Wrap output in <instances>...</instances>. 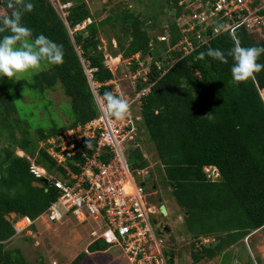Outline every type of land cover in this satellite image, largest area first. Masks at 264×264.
I'll use <instances>...</instances> for the list:
<instances>
[{
	"label": "trees",
	"instance_id": "trees-1",
	"mask_svg": "<svg viewBox=\"0 0 264 264\" xmlns=\"http://www.w3.org/2000/svg\"><path fill=\"white\" fill-rule=\"evenodd\" d=\"M72 1L68 25L50 0H32L34 9L23 16V22L34 36L43 33L63 46L64 62L43 67L20 81L0 78V264H33L19 249L6 246L15 235L14 226L6 216L14 212L36 219L57 197L56 189L49 186L45 178L31 173L30 161L18 155V150L35 157L37 163L50 172H65L40 149L39 142L99 115L87 70L102 99L105 92L117 94L110 83L115 75L106 62L99 36L100 28L114 20H119L123 34L115 35L118 51L113 53V58L119 53L123 57L138 52L153 53L149 80L140 83L138 89L148 83L153 85L139 106L144 125L155 141L167 183L185 210L187 230L193 236L213 235L219 240L215 247L204 248L206 255L214 258L228 242H237L264 226V99L261 94L264 70L256 74L255 80L236 83L231 78L230 56L227 63L207 55L200 58V53H206L209 48H218L227 54L236 40L245 47L264 46V40L255 42L243 27L238 28L235 35L223 32L215 36L210 45L184 56L162 73L155 61L168 44L159 39V34L168 29L173 41L179 38L176 17L182 8L177 3L168 0L170 6L175 7L172 17L167 24L157 25V21L152 20H158V16L146 20L129 9L97 22L91 17L86 0ZM2 3L6 6V0ZM6 14L10 13L6 11ZM85 20L88 24L76 30V25ZM258 62L264 64V55ZM58 85L69 97L73 115L62 125L50 115L53 121L50 127H34L25 109L17 106L16 99L21 100L29 93L42 98ZM142 131H136L129 145L136 138L139 140ZM89 144L86 143V147ZM144 155L139 144L129 146L127 156L135 169L149 166ZM208 165L215 166L224 180L209 178L204 171V166ZM72 168L78 170L75 165ZM178 184L182 187L177 188ZM105 249L107 244L102 240L88 246L91 252ZM85 254L82 252L71 264H79Z\"/></svg>",
	"mask_w": 264,
	"mask_h": 264
},
{
	"label": "built area",
	"instance_id": "built-area-1",
	"mask_svg": "<svg viewBox=\"0 0 264 264\" xmlns=\"http://www.w3.org/2000/svg\"><path fill=\"white\" fill-rule=\"evenodd\" d=\"M50 2L63 19H68L74 4L72 0ZM177 3L182 8L176 17L179 38L173 41L168 29L159 34V39L168 44L155 61L162 73L184 56L210 45L212 39L223 32L235 35L241 27L250 33L260 32L264 23V0H178ZM6 9L0 3V14H6ZM87 22L77 24L75 29L85 27ZM65 23L68 25V20ZM140 55L131 56L128 63L133 59L140 60ZM153 59L152 55L151 62ZM140 64L143 66L144 62L140 60ZM149 72L150 69L143 70L145 75ZM140 74L137 69L134 77ZM152 85L145 84L138 89L134 84L130 92L123 94L116 91V87L114 91L131 105L141 104ZM97 103L100 110L98 116L69 127L39 144L40 149L56 160L65 172H50L36 159L30 162L31 173L37 178H45L47 184L56 189L57 197L36 219L27 215L14 216L16 235L26 232L40 218L52 223L71 218L80 223L95 222L98 228L92 235L96 240L120 247L132 264H170V255L164 250L165 238L159 234L157 218L153 216L161 211L155 205L146 203L145 183H137L133 175L135 172L146 176L147 171L135 169L133 161L127 156L129 142L136 133L131 112L127 118L118 121L107 114L101 97H98ZM86 143H90L88 147ZM77 157L84 159L78 160ZM213 168L205 167L212 180L220 177L218 171L210 175Z\"/></svg>",
	"mask_w": 264,
	"mask_h": 264
},
{
	"label": "rangeland",
	"instance_id": "rangeland-1",
	"mask_svg": "<svg viewBox=\"0 0 264 264\" xmlns=\"http://www.w3.org/2000/svg\"><path fill=\"white\" fill-rule=\"evenodd\" d=\"M86 2L90 8L91 17L93 19L96 18L97 22L107 16L116 13L119 14L129 9L134 14H140L146 20L150 17L158 16V20L153 19L152 21H157V25H162L164 23L167 24V20L172 17L173 10L175 9L173 5L170 6L168 0H86ZM66 20L68 19L64 17V21ZM119 29V20H114V22L100 28L99 36L105 50L106 62L115 75V78L110 83L114 85V88H117L116 91L119 90L123 94V92H130L129 90L134 88V84L138 88L140 83L149 80V76L145 75L143 70L151 69L150 63L152 55L150 53H153H140V60L144 62V67L140 64V60L136 61L133 59L128 63L130 57H123L120 53L116 58H113V53L118 51V41L115 35L123 34ZM71 33L73 34V31ZM251 35L255 42L264 40V23L262 24L260 32H253ZM49 66L45 64L41 68ZM41 68L39 71L42 70ZM137 69L140 70L141 74L135 78ZM32 73L34 71L26 75ZM92 84L94 85L93 82ZM29 94H25L21 100L16 99V104L20 109H25L26 117L29 118L34 127H50L53 124L50 115H52L58 125L66 123L68 117L73 115L71 101L59 85L48 90L42 98L32 97ZM132 96L133 94L131 92L130 97ZM30 112L31 115L29 114ZM130 112L136 131L140 133V129L143 130L142 134L138 135L139 140L136 138V141H133V144L130 146L134 147L135 144H139L145 153L144 156H146L149 162V166L144 168V170L153 175V178H147L134 172L135 181L137 183H145L146 186L148 185V190L145 188L146 203L148 205H155L157 209L161 210V205L164 204L168 209L167 215L163 216L161 212L153 215L156 218L162 217L163 220L169 221L171 224V235L164 236L167 239V241L165 239L164 250L168 255L176 256L175 264H199L198 259L200 258L201 252L197 251L199 249H196L194 244L202 246L208 241L213 243L218 239L213 235L207 237L199 236L196 238L187 230L184 223L185 210L175 199L172 193V186L167 183L163 165L158 159L155 141L150 137L144 125L139 104H132ZM15 115L17 116V113ZM43 141L41 140L39 144ZM1 146L2 144L0 143ZM17 154L26 157L30 162L35 161V157L30 156L20 149ZM206 170L208 171V169ZM217 171V168H213L209 173L210 175H214ZM219 179L220 177L213 178V180ZM152 181L156 184V190L160 192L162 197L161 202L157 201L155 193L151 189ZM13 213L6 216L8 220L12 221L16 215ZM96 227L98 228L95 222L91 224L80 223L73 218L57 223H49L45 218H40L37 220L35 227H31L23 234L12 236L7 241L6 246L12 250L19 249L22 256L33 264H71L82 252H86V254L79 264H132L124 251L118 246L107 245V249L94 252L88 250V246L92 242L97 241L92 235ZM170 237L173 241H171ZM218 254V256L216 255L213 258V261L202 260L203 262L200 264H264V226L250 232L241 240L233 242V246H230L227 250L222 249Z\"/></svg>",
	"mask_w": 264,
	"mask_h": 264
},
{
	"label": "clouds",
	"instance_id": "clouds-1",
	"mask_svg": "<svg viewBox=\"0 0 264 264\" xmlns=\"http://www.w3.org/2000/svg\"><path fill=\"white\" fill-rule=\"evenodd\" d=\"M177 2L172 1L173 4ZM6 6L10 14H0V78L20 81L27 73L38 71L42 65L62 64L65 55L63 46L43 33L34 36L32 29L23 22L24 13L34 9L32 0H6ZM205 55L222 63H227V57L230 56L233 61L231 78L236 83L255 80L256 74L264 70V64L258 62L264 55V46L245 47L236 40L227 54L221 49L209 48L206 53H200V58L203 59ZM103 101L107 114L116 120H123L130 115L131 104L124 97L109 91L103 94Z\"/></svg>",
	"mask_w": 264,
	"mask_h": 264
},
{
	"label": "flooded vegetation",
	"instance_id": "flooded-vegetation-1",
	"mask_svg": "<svg viewBox=\"0 0 264 264\" xmlns=\"http://www.w3.org/2000/svg\"><path fill=\"white\" fill-rule=\"evenodd\" d=\"M146 177H147V178H153V175H152L151 173L147 172ZM145 186H146V185H145ZM147 188H148V185L146 186V189H147ZM156 188H157V187H156V184H154L153 181H152V182H151V189H153L157 201H158V202H161V201H162V197H161V195H160V192L157 191ZM147 190H148V189H147ZM153 191H152V192H153ZM160 211H161V210H160ZM161 213H162V212H161ZM162 215H163V214H162ZM163 216H164V215H163ZM158 221H161L165 226H168V227L172 230V228H171V224L169 223V221H165V220H163L162 217H160V219H159ZM201 235H203V234H201ZM201 235H195L194 237L197 238V236L199 237V236H201ZM203 237H205V235H203ZM207 243H208V242H207ZM207 243L204 244V245H202V246H198V245H195V244H194V247H195L196 249H200V250H198V251L201 252L200 258H199L198 260H207L208 258L211 259L210 257H208V256L206 255L205 250H204L205 246L208 247V246H207ZM212 244H213V243H212ZM230 246H233V243H232V244H229V245L226 246L224 249L227 250ZM224 253H226V252H224ZM224 253H223V254H224ZM219 254H221V253H219ZM219 254H217V256H218ZM223 254H222V255H223ZM215 257H216V256H215Z\"/></svg>",
	"mask_w": 264,
	"mask_h": 264
},
{
	"label": "water",
	"instance_id": "water-1",
	"mask_svg": "<svg viewBox=\"0 0 264 264\" xmlns=\"http://www.w3.org/2000/svg\"><path fill=\"white\" fill-rule=\"evenodd\" d=\"M87 73H88V76H89V81L90 83H92V80H91V75L89 73V71L87 70ZM92 89H93V92L95 94V97H96V100L98 99L99 95H98V92L97 90L95 89L94 85L92 84ZM219 180H224V177L221 176ZM177 188H181L182 187V184H178L176 186ZM161 212L163 215H167L168 211H167V208L164 204L161 205ZM156 224H157V227H158V232L159 234L163 235L164 232L167 233V234H171V229L168 227V226H165L163 225V223L161 221H156ZM203 237V235H201ZM198 237V236H197ZM173 240V239H172ZM219 243V240H215L214 243L212 244L211 242H208L207 243V246L208 247H215L216 244ZM171 264H174V258L172 257L171 260H170Z\"/></svg>",
	"mask_w": 264,
	"mask_h": 264
},
{
	"label": "crops",
	"instance_id": "crops-1",
	"mask_svg": "<svg viewBox=\"0 0 264 264\" xmlns=\"http://www.w3.org/2000/svg\"><path fill=\"white\" fill-rule=\"evenodd\" d=\"M13 214H14V213H13ZM159 219H160V218H157L156 221L159 220ZM156 225H157V224H156ZM163 225H164V224H163ZM171 233H172V230H171ZM165 235L170 236L171 234L169 235V234H167V233L164 232L163 236H165ZM164 238H165V237H164ZM165 239H166V238H165ZM170 239H171V241H173L171 237H170ZM166 241H167V239H166ZM208 242H210V241H208ZM199 250H200V249H199ZM197 251H198V250H197ZM172 257L174 258V264H175L176 256H175V255H171V256H170V260H171ZM214 258H215V257H214ZM207 260L210 262V261H213V258H211V259L208 258ZM199 262L201 263V262H203V261H202V260H198V263H199ZM200 263H199V264H200ZM170 264H171V262H170Z\"/></svg>",
	"mask_w": 264,
	"mask_h": 264
},
{
	"label": "bare ground",
	"instance_id": "bare-ground-1",
	"mask_svg": "<svg viewBox=\"0 0 264 264\" xmlns=\"http://www.w3.org/2000/svg\"><path fill=\"white\" fill-rule=\"evenodd\" d=\"M261 94H262V97H264V88L261 90Z\"/></svg>",
	"mask_w": 264,
	"mask_h": 264
}]
</instances>
